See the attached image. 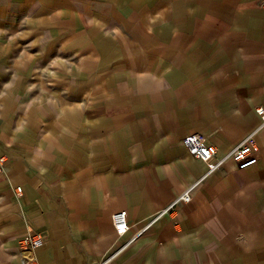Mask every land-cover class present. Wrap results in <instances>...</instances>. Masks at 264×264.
I'll return each mask as SVG.
<instances>
[{
    "label": "crops",
    "instance_id": "obj_1",
    "mask_svg": "<svg viewBox=\"0 0 264 264\" xmlns=\"http://www.w3.org/2000/svg\"><path fill=\"white\" fill-rule=\"evenodd\" d=\"M260 107L264 0H0V264L27 236L37 264H264V127L246 170L182 145L221 158Z\"/></svg>",
    "mask_w": 264,
    "mask_h": 264
},
{
    "label": "built area",
    "instance_id": "obj_2",
    "mask_svg": "<svg viewBox=\"0 0 264 264\" xmlns=\"http://www.w3.org/2000/svg\"><path fill=\"white\" fill-rule=\"evenodd\" d=\"M257 114L261 118V125L254 133L248 135L243 139V141L235 147L232 151L223 155L221 158H216L218 154L217 147L212 144L206 137L199 133L187 135L182 140V145L187 149V151L197 160L202 161L207 164V173L205 177H208L215 173L224 163L232 159L239 170H246L258 163V156L260 147L255 141L256 133L264 127V108L260 107L257 109ZM8 158H0V176L5 172V167L9 163ZM196 185L191 186L187 191L183 193L179 198H177L165 211L161 214L167 213L174 210L178 204L185 203L189 204L192 201V191ZM22 189L18 188V193H21ZM113 225L115 231L119 237L125 236L130 230V225L128 222V215L126 211H120L113 216ZM144 228L140 233H138L135 238L140 237L148 228ZM44 241L41 237L27 236L21 240V252L20 259L21 264H37L34 251L41 248ZM95 264H107V261L95 263Z\"/></svg>",
    "mask_w": 264,
    "mask_h": 264
}]
</instances>
